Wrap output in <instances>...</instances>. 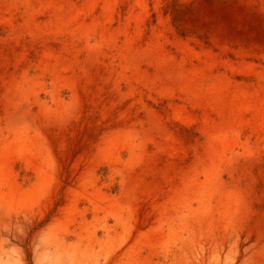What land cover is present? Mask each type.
Returning a JSON list of instances; mask_svg holds the SVG:
<instances>
[{"label":"rangeland","instance_id":"374dc122","mask_svg":"<svg viewBox=\"0 0 264 264\" xmlns=\"http://www.w3.org/2000/svg\"><path fill=\"white\" fill-rule=\"evenodd\" d=\"M45 2L0 0L12 261L22 249L32 264L33 236L51 225L107 264H264V118L247 107L232 123L224 101L191 95L160 61L264 112V0ZM71 9L108 37L57 18Z\"/></svg>","mask_w":264,"mask_h":264},{"label":"bare ground","instance_id":"6f19581e","mask_svg":"<svg viewBox=\"0 0 264 264\" xmlns=\"http://www.w3.org/2000/svg\"><path fill=\"white\" fill-rule=\"evenodd\" d=\"M27 1H32V2H36L37 3H43V2H48L49 0H27ZM26 2V1H25ZM24 2V3H25ZM45 2V3H46ZM39 4V5H40ZM58 11V10H57ZM64 15L66 16V20L70 23H75L77 25V27H82L84 28L87 32H91L94 34H98V36L102 39H105L107 36V34H110L109 32H107V30L105 29H99L98 26V21L94 20L91 22V24L88 25H83V24H77L76 20H77V15L78 12L76 9H71L70 11H58V17L57 18H62V16L64 17ZM80 17V16H79ZM79 21V20H78ZM75 26V25H74ZM76 27V26H75ZM81 30V29H80ZM83 31V29H82ZM113 37V36H112ZM111 37V38H112ZM126 38V37H125ZM131 38V37H130ZM115 39V38H113ZM107 40V39H106ZM109 41V40H108ZM114 41V40H113ZM125 43V42H124ZM129 43V42H127ZM126 44V43H125ZM124 46V45H123ZM128 46V44H126V47ZM130 46V45H129ZM127 50V49H126ZM159 50V49H158ZM128 55V53H127ZM145 55V54H144ZM146 57V56H145ZM159 58L162 59L161 56H158ZM141 58V57H140ZM157 58V57H156ZM159 61V60H158ZM161 61V69L162 72L161 74L163 76H165V78L167 79H171V80H175L177 82L180 83V85H184L187 90L191 93V95L193 96H207L210 99H212L214 102H221L224 101L225 102V106H226V110L228 112L229 115V119L232 123L236 124L235 122L241 121V111L244 108H251L253 110V116L257 119L259 118V120L262 122L263 118H264V112H263V108L261 106V104L258 102V100H249L248 98V104L245 101V97L244 94L241 92H238L237 94H232L231 96H228V92H223V89L226 88L227 84L224 82H220L215 78H206L201 76L198 72H188L187 70H185L181 65L179 64H175L172 63L171 61H168L166 58L160 60ZM196 71V70H195ZM217 78V77H216ZM220 79V78H219ZM168 84V83H167ZM166 85V84H165ZM184 88V87H183ZM185 88V89H186ZM182 90V89H181ZM186 90V91H187ZM236 90V89H235ZM230 94V93H229ZM248 94V93H247ZM249 95V94H248ZM206 97V98H207ZM249 97V96H248ZM260 99V98H259ZM210 101V100H209ZM229 101V102H228ZM223 104V103H222ZM224 105V104H223ZM222 105V106H223ZM248 108V109H249ZM22 109V108H21ZM224 109V108H223ZM245 110V109H244ZM22 112V111H21ZM16 116V115H15ZM25 116V115H24ZM252 117V116H251ZM263 117V118H262ZM18 119V118H17ZM22 119V118H21ZM229 121V122H230ZM243 122V121H241ZM240 122V123H241ZM228 124V123H227ZM233 124V125H234ZM237 127V126H236ZM215 128V126H214ZM162 130V129H161ZM164 133V132H163ZM164 137V136H163ZM262 138V137H261ZM212 160V159H211ZM207 165V164H206ZM50 184V183H49ZM131 184V182H130ZM135 184V183H134ZM140 184V183H139ZM48 185V184H47ZM133 185V184H132ZM50 186V185H49ZM131 186V185H129ZM138 186V185H137ZM134 187V185H133ZM132 188V187H130ZM135 191V189H133ZM137 191V190H136ZM48 193V192H47ZM134 194V193H133ZM132 194V195H133ZM136 194V193H135ZM131 195V194H130ZM44 196V195H43ZM30 202V201H29ZM2 203V202H1ZM0 203V205H2ZM3 207V206H2ZM5 207V206H4ZM24 238V237H23ZM4 242H7L6 240H3L0 237V257L4 258L6 262H10L12 261V257L10 255V251H4L3 249V244H5ZM9 244V243H8ZM13 248V247H12ZM13 251V249H12Z\"/></svg>","mask_w":264,"mask_h":264},{"label":"clouds","instance_id":"9594fccd","mask_svg":"<svg viewBox=\"0 0 264 264\" xmlns=\"http://www.w3.org/2000/svg\"><path fill=\"white\" fill-rule=\"evenodd\" d=\"M29 226L31 221L28 222ZM23 235L24 232L22 231ZM32 264H107V259L95 253L85 254L78 245L69 246L68 242L51 225L41 228L34 236L31 244ZM21 257L6 262L0 257V264H25Z\"/></svg>","mask_w":264,"mask_h":264}]
</instances>
